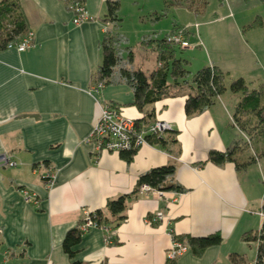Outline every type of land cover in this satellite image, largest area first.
I'll list each match as a JSON object with an SVG mask.
<instances>
[{
    "label": "crops",
    "instance_id": "crops-1",
    "mask_svg": "<svg viewBox=\"0 0 264 264\" xmlns=\"http://www.w3.org/2000/svg\"><path fill=\"white\" fill-rule=\"evenodd\" d=\"M19 1L33 45L22 53L0 50V155L17 163L0 168V264H71L62 242L84 214L104 210L107 201L132 192L141 174L162 166L175 167L174 182L186 192H164L162 197L139 193L128 203L126 220L115 231L108 229L111 240L103 228L89 229L81 236L75 259L83 264H167L171 233L192 238L217 233L222 239L218 246L199 258L187 250L176 263L233 264L231 257L238 256V264H254L256 244L241 237L259 230L264 220V157L243 170L234 163H206L209 152H224L244 137L232 123L240 95L228 93L226 84V92L212 106L187 117L189 91L184 89V95L140 112L131 106L129 87L104 85L96 90L93 80L102 64V39L112 27L106 21V4L113 0H82L92 21L77 26L63 0ZM233 1L212 16L188 11L194 17L186 25H195L199 39L194 43L203 46L194 68L217 67L229 82L242 78L249 86L263 81L264 26L245 29L252 21H238L231 12ZM181 9H166L162 0L148 15L157 22L171 11L181 17ZM174 26L186 27L174 20L171 33ZM140 31L156 33L153 27ZM146 51L140 63L135 64L134 56V69H156L155 53ZM106 104L133 118L153 110L155 119L171 127L162 136L167 145L143 146L129 163L120 154L100 153L88 139L99 105ZM250 156L251 151H243L235 158L244 163ZM48 169L56 176L50 188L41 178ZM158 212L164 219L150 222Z\"/></svg>",
    "mask_w": 264,
    "mask_h": 264
},
{
    "label": "trees",
    "instance_id": "trees-1",
    "mask_svg": "<svg viewBox=\"0 0 264 264\" xmlns=\"http://www.w3.org/2000/svg\"><path fill=\"white\" fill-rule=\"evenodd\" d=\"M70 8L71 5L81 3L82 0H63ZM222 2V0H219ZM264 5V0H260ZM166 9L173 7L184 8L195 16H202L210 0H163ZM106 21L119 28L118 12L119 0L108 1L106 4ZM163 14L162 16H164ZM264 26V20L257 16L245 29H253ZM181 31L185 37L186 27H173L171 35ZM28 33L27 24L21 10L19 0H0V50L6 48L7 44L19 40ZM171 36L154 38L144 36L139 42L140 48L150 50L156 55V69L143 71L132 67L134 53L130 48H125L123 57L120 45L123 37L111 31H107L102 39V64L93 75L95 84L118 85L124 84L133 94L131 106L142 112L144 109L167 98L184 95L187 89L184 111L187 117H193L206 111L215 100L222 96L226 90V74L219 68L206 66L195 73L188 70L189 63L178 58L175 44L168 41ZM229 91L234 95H240L236 105L232 123L237 126L244 135L234 143V146L224 152L211 151L208 153L206 163L221 167L226 163H234L236 169L243 170L255 164L264 157V84L256 89H250L247 83L238 78L229 84ZM116 107V106H113ZM155 121L153 110L146 113L144 123ZM175 134V133H174ZM151 145L164 148L167 145L163 137H147ZM171 143H175L172 137ZM251 151V156L244 163H238L236 154L243 151ZM136 151L121 152L120 157L127 163L131 162ZM175 167L162 166L151 169L141 174L136 182L135 188L129 194L121 195L106 203L104 210L90 212V219L96 223L98 228H107L115 231L125 220L128 203L137 198L143 185L161 192H173L176 194L186 192V189L174 182ZM175 239L189 250L192 255L199 258L212 247L218 246L221 236L217 233L202 237L192 238L174 236ZM242 241L256 244V256L254 264H264V220L257 231H249L242 235ZM81 235L77 227L70 230L63 242L62 250L68 256L71 264H83L75 259L77 247L80 245ZM231 262L238 264L242 259L232 256ZM167 264H177L176 260Z\"/></svg>",
    "mask_w": 264,
    "mask_h": 264
},
{
    "label": "built area",
    "instance_id": "built-area-1",
    "mask_svg": "<svg viewBox=\"0 0 264 264\" xmlns=\"http://www.w3.org/2000/svg\"><path fill=\"white\" fill-rule=\"evenodd\" d=\"M70 10L74 13L73 24L79 25L81 23L92 21L85 8L81 3H76L70 6ZM181 31L171 35L168 41L181 47L182 49L189 48L187 41L183 40ZM33 33H28L21 39L11 41L7 44V48H15L18 52L22 53L28 48L32 47ZM96 90L103 87L102 84L95 85ZM99 113L93 125L92 132L88 141H93L95 148L100 153L120 154L121 152L137 151L143 146L149 145L147 137L155 136L162 137L164 133L171 130L170 125L162 120L155 119L151 123H144L145 115L138 118L126 116L124 110L121 108L113 107L112 105H99ZM17 163L10 160L8 155H0V168H14ZM42 181L47 188H50L55 183V172L48 169L42 175ZM140 193H150L162 197L164 192L157 191L149 186L143 185L140 188ZM26 202L31 200L27 191H23ZM90 212H86L77 229L82 236L89 229L98 228L96 223L90 219ZM262 215V214H261ZM263 216V215H262ZM164 219L162 213L158 212L154 215L153 220L150 222H160ZM104 231L110 234L107 228ZM172 243L170 249L167 251V260L173 261L187 251L181 243H179L174 235L170 234ZM108 241L111 240V235L108 236Z\"/></svg>",
    "mask_w": 264,
    "mask_h": 264
},
{
    "label": "rangeland",
    "instance_id": "rangeland-1",
    "mask_svg": "<svg viewBox=\"0 0 264 264\" xmlns=\"http://www.w3.org/2000/svg\"><path fill=\"white\" fill-rule=\"evenodd\" d=\"M158 1L161 2L162 0H119L120 9L118 12V18L121 21L119 22V28H115L114 24H112L111 32L119 34L123 37L122 44L120 45V48L122 50L120 52V55H123L124 57L126 53L125 48H130V50L136 57L135 64L140 63V61L145 56V53L147 52L145 49L139 47V42L142 37L150 35L154 38L156 37L160 39L164 37L165 34H170L172 21L175 20L180 25L186 26V28L188 27L189 35L187 34V36H183L182 38L184 41H187V43L189 44V48L182 49L177 45H175V47H177L176 53L178 58L190 60L191 64L190 67L188 66V70L193 74L197 71V69L194 68L196 63L195 60H198L199 56L203 55V46L199 48L194 43L195 37L199 39L195 25H186L187 21H189V19H193L194 16L188 11L181 9L179 12L181 13V17H178L176 12L171 11L167 18H162L160 21L152 22L150 19L153 18V16H149L148 12L151 8H154L156 3L158 4ZM233 4L234 6L231 12H233V14L235 13V15L238 17V21H241L242 19V22H245L246 24V22L253 21L257 16H261L264 19V5L260 0H234ZM227 6L229 7L228 0H222V2H220L219 0H211L206 13H204L201 17H206L208 15L212 16V14L220 7ZM196 21L199 22L200 19L197 20L196 18ZM149 27H153L156 30L155 35H153L152 33V35L148 33H142L140 31L141 28H147V30H149ZM193 55H195V59H192L191 56ZM260 76L263 81L252 83V85H249L250 89H256L258 88V84L264 83V73H261ZM230 83L231 82H229L227 78L226 84L228 85V87ZM227 91L228 93H230L229 89Z\"/></svg>",
    "mask_w": 264,
    "mask_h": 264
},
{
    "label": "bare ground",
    "instance_id": "bare-ground-1",
    "mask_svg": "<svg viewBox=\"0 0 264 264\" xmlns=\"http://www.w3.org/2000/svg\"><path fill=\"white\" fill-rule=\"evenodd\" d=\"M170 38V37H169ZM113 106V105H112Z\"/></svg>",
    "mask_w": 264,
    "mask_h": 264
}]
</instances>
